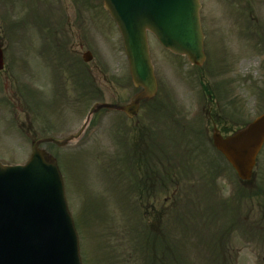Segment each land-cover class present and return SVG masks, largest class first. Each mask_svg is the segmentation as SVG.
<instances>
[{
  "label": "rangeland",
  "instance_id": "obj_1",
  "mask_svg": "<svg viewBox=\"0 0 264 264\" xmlns=\"http://www.w3.org/2000/svg\"><path fill=\"white\" fill-rule=\"evenodd\" d=\"M14 1L0 0V40L4 39L6 63V70L0 73V161L11 165L26 163L37 140L61 135L60 139L67 138L70 133H65L80 124L91 106L125 105L136 94L129 82V65L121 35L104 10L102 0L18 1V21L30 22L25 28L28 36L21 46L12 43L13 31L9 30L14 18L11 11L15 9ZM231 1L203 0V15L208 11L210 22H215L210 28L214 34L210 38L214 57L210 55L201 70L203 76L185 58H175L165 52L149 35L159 84V94L151 104H164L191 131L199 128L205 131L208 127L203 125L205 102L199 79L222 97L219 103L215 101L213 108L225 109L231 116L239 114L241 124L249 121L248 114L253 118L264 110V0ZM56 44L60 47L55 48ZM86 52L93 56L89 64L82 60ZM146 105L134 121L118 113L100 111L91 119V139L88 129L79 141V148H75L78 141L65 148L53 144L40 147L57 158L60 170L65 173L67 201L80 232L84 264H116L111 258L105 221L132 218L133 214L121 204L124 195L115 187L113 159L118 153H124L128 129L151 123L148 113L155 117ZM167 120H162L164 126L159 122L160 129L165 125L173 128ZM237 121H229L231 124L227 126L236 129L240 125ZM207 135L211 136L210 129ZM207 135L203 145L208 156L223 170L215 178L217 194L228 199V204L219 210L217 225L238 222L237 232L231 239L233 254L237 255L235 264H264V230L252 224V221L264 220V210L257 198L249 197V191L257 188L264 192V148L255 175L246 184L224 166L211 149ZM134 138L130 135L127 143ZM194 177L186 181L195 186L202 184L194 193L203 198L202 204L206 201L208 204L207 183L211 179ZM242 195L240 215L236 207ZM249 214L246 224L244 220ZM176 228L180 229V225L171 230ZM185 240L190 249L193 242L189 238ZM208 259L211 257L200 246L185 261L207 264ZM228 264L233 263L230 260Z\"/></svg>",
  "mask_w": 264,
  "mask_h": 264
},
{
  "label": "water",
  "instance_id": "obj_2",
  "mask_svg": "<svg viewBox=\"0 0 264 264\" xmlns=\"http://www.w3.org/2000/svg\"><path fill=\"white\" fill-rule=\"evenodd\" d=\"M104 5L122 34L133 82L143 92L131 107H102L134 117L139 102L157 92L147 31L165 49L201 66L205 59L201 6L199 0H104ZM213 139L239 178L248 181L264 144V115L229 138L215 134ZM0 264H81L56 162L37 145L26 168L0 165Z\"/></svg>",
  "mask_w": 264,
  "mask_h": 264
},
{
  "label": "trees",
  "instance_id": "obj_3",
  "mask_svg": "<svg viewBox=\"0 0 264 264\" xmlns=\"http://www.w3.org/2000/svg\"><path fill=\"white\" fill-rule=\"evenodd\" d=\"M168 146V144L161 143L158 145L160 160L166 161L169 159ZM194 153L196 152L193 150V152H190V156H186L192 157ZM141 160L139 157L137 160L138 166H140ZM119 164H122L120 159H117L116 163L113 162L116 173L115 177L119 186L121 183L127 181L125 185L129 186L131 192H143L145 184L139 180L138 168H132L134 172L136 171L135 173H126V169L123 166L118 168ZM178 169L177 167L175 170L176 180L182 178L187 173V170L191 172V169L186 166L185 173L181 175ZM176 186L181 187L180 183ZM121 204L125 206V202L122 200ZM129 205L134 217L129 218L126 216L125 219L121 220L113 219L111 223L107 224L109 227L108 235L110 237L109 250L111 258L115 260L116 264H190L183 261L185 256H187L186 238L191 239L193 242L190 248L192 255L198 252L201 246L203 251L208 254V257H211V259H208L207 264H228L227 261L222 263L217 259L223 254V249L220 248L219 244L226 237L227 233L212 232L208 236L205 234L204 224L200 223V204L197 205L193 202L190 205L188 201H183L182 199L175 200L174 218L176 224L181 225L176 240H170L168 237L169 233L166 231H162L159 233L160 235L157 234L158 224L162 222L161 215H156L153 218V214L148 215L147 212L145 213V210L143 212L141 200L135 201L133 199L131 203L129 202ZM181 210L186 211L184 215L180 214Z\"/></svg>",
  "mask_w": 264,
  "mask_h": 264
},
{
  "label": "flooded vegetation",
  "instance_id": "obj_4",
  "mask_svg": "<svg viewBox=\"0 0 264 264\" xmlns=\"http://www.w3.org/2000/svg\"><path fill=\"white\" fill-rule=\"evenodd\" d=\"M0 46H1V47L4 46V39H1V40H0Z\"/></svg>",
  "mask_w": 264,
  "mask_h": 264
}]
</instances>
